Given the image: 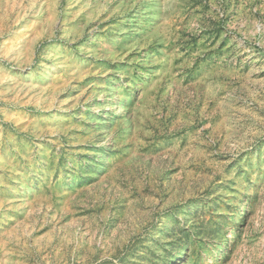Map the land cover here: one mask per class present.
<instances>
[{"label":"rangeland","instance_id":"374dc122","mask_svg":"<svg viewBox=\"0 0 264 264\" xmlns=\"http://www.w3.org/2000/svg\"><path fill=\"white\" fill-rule=\"evenodd\" d=\"M0 264H264V0H0Z\"/></svg>","mask_w":264,"mask_h":264}]
</instances>
